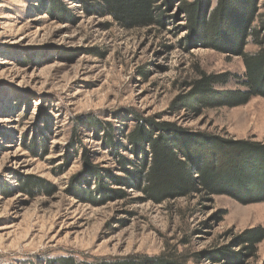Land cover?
I'll return each instance as SVG.
<instances>
[{"label": "rangeland", "instance_id": "rangeland-1", "mask_svg": "<svg viewBox=\"0 0 264 264\" xmlns=\"http://www.w3.org/2000/svg\"><path fill=\"white\" fill-rule=\"evenodd\" d=\"M95 2L0 0V264L173 251L188 264H264V241L253 255L240 241L246 230L264 228V202L202 192L156 203L129 174L141 158L127 139L136 126L132 111L169 124L195 160L218 156L227 164L233 154L246 156L221 140L264 144L263 98L198 112L180 99L203 74L229 79L215 91L246 90L244 61L228 53L244 2L219 13L208 35L216 47L196 35L200 26L186 6L194 0H158L164 26L131 30L97 13ZM211 2L216 9L218 0ZM259 48L247 39V53ZM95 123L109 124L114 144ZM120 157L130 161L126 170ZM23 181L43 186L31 193Z\"/></svg>", "mask_w": 264, "mask_h": 264}, {"label": "trees", "instance_id": "trees-1", "mask_svg": "<svg viewBox=\"0 0 264 264\" xmlns=\"http://www.w3.org/2000/svg\"><path fill=\"white\" fill-rule=\"evenodd\" d=\"M95 10L104 16H111L122 29L131 30L146 28L155 24L164 26L165 11L157 6L158 0H95ZM187 3L188 0H179ZM234 0H218L216 9L212 10L211 0H194L187 4V12L200 26L196 30L197 37L206 47H216L209 43V34L215 27L219 13L233 4ZM259 0H242L244 11L240 19L237 34L231 42L228 53L242 57L246 72L241 82L246 90L215 91V84H227L229 79L224 75H206L189 86L193 89L184 95L181 101L184 109L200 111V107H239L248 104L253 98L264 99V19L261 26L255 28L253 22L258 19ZM264 5V4H263ZM263 30V31H262ZM212 38V37H211ZM210 38V39H211ZM259 45V51L249 54L245 51L247 39ZM148 74V71H144ZM177 106V105H176ZM175 106V107H176ZM178 107V106H177ZM136 122L135 129L127 136L133 147V153L139 158V169L129 172L135 181V188L140 189L148 199L162 203L168 200L189 197L194 193L206 192L210 195H229L243 204L264 202V144L246 141L221 140L232 151H244L233 154L231 159L223 163L218 156L209 159L195 160L190 152L178 140L177 132L168 128L169 124H157L152 119H143L137 112H130ZM98 133L106 131L105 138L115 143L113 129L109 124L95 123ZM218 140L207 139V144L218 146ZM226 154L224 157L229 158ZM122 158V157H120ZM125 170L129 165L122 158ZM26 187L39 189L41 181L32 183L23 181ZM117 197L125 198L122 190L115 192ZM240 241L250 254L257 252V247L264 241V228L256 227L242 233ZM59 264H188V258L182 253L173 251L163 256L132 255L112 261L88 262L75 258H63Z\"/></svg>", "mask_w": 264, "mask_h": 264}]
</instances>
